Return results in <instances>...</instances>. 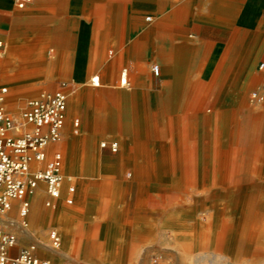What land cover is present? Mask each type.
I'll list each match as a JSON object with an SVG mask.
<instances>
[{"label": "crops", "instance_id": "1", "mask_svg": "<svg viewBox=\"0 0 264 264\" xmlns=\"http://www.w3.org/2000/svg\"><path fill=\"white\" fill-rule=\"evenodd\" d=\"M28 6L22 12L11 0H0V27L13 31L9 64H33L16 77H0L21 89L32 87L41 75L89 78L75 116H68L67 97L61 140L47 148L62 155L60 197L50 199L42 182L27 196V226L54 231L59 246L9 225L11 213L19 224L14 202L0 218L4 232L12 233L11 226L16 233L9 255L33 245L35 255L52 264H161L169 256V220L177 237L184 234L175 254L185 243L193 247L194 235L183 228V207L188 206L190 215L197 211L200 217L207 207L208 218L213 217L212 227L201 233L202 248L258 256L264 247L259 243L264 240V190L258 205L248 206L247 198L263 186L264 109L253 116L245 103L233 105L232 97L256 81L250 78L248 84L251 66L258 57L264 60V0H32ZM147 12L158 15L153 22L148 16L150 24L144 26L137 17ZM29 24L33 33L38 30V40L23 46L22 27ZM47 48L46 63L40 57ZM153 60L158 76L151 73ZM259 70L264 73V67ZM123 72L125 85L120 84ZM92 77L98 86L91 85ZM70 86L68 95L75 90ZM184 113H190L187 126ZM239 116L243 127L259 128V142L246 143L248 163L232 162L243 160L237 156L207 155L200 132L219 129L223 138ZM73 119H78L76 135ZM102 142H115L117 148L111 151ZM213 145L216 150L224 143ZM218 176L224 179L216 181ZM167 185L178 193L174 206ZM230 185L235 194H226ZM213 186L218 189L212 191ZM217 199L224 205H212ZM45 201L53 207H45Z\"/></svg>", "mask_w": 264, "mask_h": 264}, {"label": "rangeland", "instance_id": "2", "mask_svg": "<svg viewBox=\"0 0 264 264\" xmlns=\"http://www.w3.org/2000/svg\"><path fill=\"white\" fill-rule=\"evenodd\" d=\"M158 2V1H157ZM29 7V6H28ZM24 11V10H20ZM19 12V11H17ZM158 13H144L141 17H137L141 21V23L146 26L149 25L150 23H145V17L151 16L152 17V22L154 21V17H156ZM158 17V16H157ZM11 27H8L4 25L3 27H0V39L3 40V42L6 44L5 46V51L2 49V53L0 54V76H18L19 74L23 73V71H26L30 69V67L33 65L29 62H22L21 60H15L11 61V63L14 64H9V48L11 46V41L13 40V31L10 30ZM24 37H25V42L23 43V46H28L31 45L33 42H37L39 33L37 32L38 30L33 33V27L29 24L27 26L22 27ZM49 48L45 51V53L40 57V59L44 62H48L49 60ZM39 61V59H38ZM155 63V61H152L151 66ZM264 64V60L261 57H258L253 66H251V75L248 76V84L250 82V78H255L256 81L249 86L244 93H237V96L233 95L232 100H233V105L234 104H240L241 102L246 104L247 111L253 116L259 115L263 109H264V73L263 71L259 70V65ZM144 67H147L146 65ZM150 68V67H148ZM148 75V74H147ZM37 82L30 87V88H24L21 89L17 87L15 84H8L7 81H5L2 77H0V87H6L7 92H6V104H5V109L9 114L17 118L19 117L20 113L25 107L26 102L39 95L41 92H52L55 89L58 88V84L60 82L66 81L69 82L74 86V91L73 93H70L68 95V116H75L77 115V108L80 104V98L79 95L82 94L84 88L83 83L86 82V80L89 78L87 76L86 79L83 80H77L74 79L73 76H50V75H41ZM149 78V76H147ZM111 84V82H109ZM152 88H158L157 85L152 84ZM260 88L263 93H260V91H257V89ZM254 92H257L256 98H252V94ZM263 98L260 102H258L260 96ZM190 113H184V125H189L190 124ZM243 122H242V116H239L237 119H233L230 125V129H226L224 132L228 133L227 136L221 138L219 137L220 130H214L210 129L209 131H201L199 136H198V141L207 148L208 154L211 156H219V157H225V156H237L238 158H243V160H234L232 162H238L239 164H246L248 161L244 160L246 156H248L249 152V147L246 148V143L248 142L251 144L254 140L259 142L260 136L259 134V128L256 127V129H252L251 125L249 127H243ZM170 132V129L168 130ZM175 133V129H171ZM223 131V130H222ZM173 133V134H174ZM69 136V135H68ZM71 136V135H70ZM69 136V137H70ZM71 138H74L71 136ZM174 138L175 137H171ZM97 142V148H99V141ZM170 140V138H168ZM215 142L219 143H224V147H220V149L214 150L216 147L213 145ZM212 146V147H211ZM209 147V149H208ZM204 149V148H203ZM207 153V152H205ZM64 157V165H63V170L65 173V156ZM220 163H224L223 161H217ZM216 163V162H215ZM226 163V162H225ZM229 162H227L228 164ZM153 181L156 180L157 178L152 177L151 178ZM216 181L224 179L223 177H215L214 178ZM228 180H231V178H227ZM263 181V186H258V189L252 190L248 193V198H247V205L252 206V205H258L260 203L261 199L260 197L263 195L261 190H264V179ZM168 188V200H169V205L173 204L175 205V202L178 199V193L175 192L169 185H167ZM234 187L230 185L228 187V192L226 194H235L233 193L232 190ZM218 189V187H212L211 190L215 191ZM232 191V192H229ZM264 192V191H263ZM224 193H222L223 195ZM202 196V195H201ZM217 202H212L213 204H216L218 206L224 205L223 201H219L218 199L216 200ZM184 208V218H183V228H184V233L186 234V230H191L192 235H194V243L193 247L191 249H187L185 246L186 243L184 244V249L178 251L179 255L177 256L175 254V250L178 247V240L179 238H183V235L178 237L175 235V228L174 225L172 224V221L169 220V238H168V258L166 262L161 263V264H264V247L258 251L259 255L258 256H241L240 251L238 249H233L232 254L226 255L224 254L221 250H208L202 248V245L204 244L203 240L201 239V233L205 229H210L212 226L213 222V217L208 218V209L207 207H203L200 210V217H197V211L193 214L190 215L188 214L187 211H189L188 206L183 207ZM175 209V207H173ZM173 209L169 210L171 212ZM211 212H217L220 211V208H212L210 210ZM227 211V209H226ZM252 210L248 209V212L250 214ZM202 214L204 216H202ZM228 214V213H227ZM0 218H4L3 215H0ZM9 219L12 220V222L9 225H17L21 228V226L17 223V215L16 213H11L9 215ZM174 222V221H173ZM10 232L13 234H16L15 231H12L11 226H8ZM31 233L35 236V238L38 240V242H42L47 244L49 242V233L50 231L45 229L44 226L40 225H32L30 223L29 226L26 227ZM6 230V229H3ZM182 242V240H181ZM262 245H264V240L259 242ZM30 244V243H29ZM27 244V245H29ZM36 244V243H35ZM249 254L252 253V251H248ZM177 257V258H176Z\"/></svg>", "mask_w": 264, "mask_h": 264}, {"label": "built area", "instance_id": "3", "mask_svg": "<svg viewBox=\"0 0 264 264\" xmlns=\"http://www.w3.org/2000/svg\"><path fill=\"white\" fill-rule=\"evenodd\" d=\"M32 0H11L16 9H24ZM147 21L149 17L145 18ZM4 44L0 41V53ZM264 64H260L262 69ZM151 73L158 76V66H151ZM92 86H98V78H90ZM120 84L125 85V72L121 73ZM70 84L60 82L53 92H42L29 99L19 117H12L5 109L6 87H0V215L7 214L18 203V217L21 227H27L29 202L27 196L32 195L37 185L42 182L50 199L60 197L63 183L62 155L58 150L50 154L48 146L61 140L65 125L67 97ZM252 98H256L255 93ZM73 134L78 133V119L72 121ZM115 151L117 144L102 142L101 147ZM73 188L69 187L68 192ZM71 204V199H66ZM45 207H53L50 201ZM50 246L57 248L59 238L53 231L49 233ZM14 234L4 232L0 227V264H52L35 255L33 245L21 250L16 256H10L9 250L14 247Z\"/></svg>", "mask_w": 264, "mask_h": 264}]
</instances>
